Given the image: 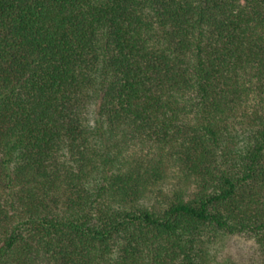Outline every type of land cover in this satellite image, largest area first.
I'll return each mask as SVG.
<instances>
[{
  "label": "trees",
  "instance_id": "16d2710c",
  "mask_svg": "<svg viewBox=\"0 0 264 264\" xmlns=\"http://www.w3.org/2000/svg\"><path fill=\"white\" fill-rule=\"evenodd\" d=\"M0 264H264V0H0Z\"/></svg>",
  "mask_w": 264,
  "mask_h": 264
},
{
  "label": "rangeland",
  "instance_id": "374dc122",
  "mask_svg": "<svg viewBox=\"0 0 264 264\" xmlns=\"http://www.w3.org/2000/svg\"><path fill=\"white\" fill-rule=\"evenodd\" d=\"M214 245V250L217 251V258L223 259L227 256H232L235 259L238 257H250L253 253L252 249L248 247L242 240L237 238L223 237ZM213 253V251H211Z\"/></svg>",
  "mask_w": 264,
  "mask_h": 264
}]
</instances>
